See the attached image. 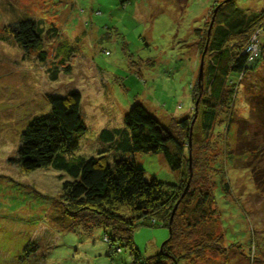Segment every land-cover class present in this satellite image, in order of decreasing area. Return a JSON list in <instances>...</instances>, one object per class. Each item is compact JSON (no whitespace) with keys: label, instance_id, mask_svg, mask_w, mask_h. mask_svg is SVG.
<instances>
[{"label":"rangeland","instance_id":"1","mask_svg":"<svg viewBox=\"0 0 264 264\" xmlns=\"http://www.w3.org/2000/svg\"><path fill=\"white\" fill-rule=\"evenodd\" d=\"M214 1L0 0V35L4 38L0 40V264H23L18 255L29 242L39 245L40 264L129 263L127 251L107 255L101 229L87 235L51 224L49 217L62 211L56 198L59 172L21 173L9 160L16 157L20 133L31 120L49 113L46 96H63L71 88L81 93L82 105L87 96L82 110L87 132L79 139L75 157L97 156L105 147L98 133L122 128V114L135 102L154 112L165 125L172 116L189 115V84L196 79L199 66L193 43L209 20ZM233 3L241 9L264 11V0ZM23 16L41 21L43 28L52 27L57 34L44 37L49 52L46 68L59 65L55 50L60 45L71 48L70 72L57 81L48 80L34 54L21 58L20 50L2 32L3 26ZM254 34L251 48L257 53L264 44V32L255 30ZM255 72L248 77L247 97L248 88L264 91V65L259 64ZM241 96H237L235 111L247 117L248 109L238 99ZM194 121L193 117L192 125ZM253 127L257 133L254 144L264 149V128ZM234 128L231 125L227 136L229 151L235 145ZM194 130H198L196 123ZM133 159L147 179L177 183L178 174L169 170L160 155L136 153ZM248 160L246 155L228 154L224 165L232 198L214 192L220 231L237 255L223 262L211 254L192 264H264V153L253 155L250 164ZM249 166L257 171V190ZM251 231L257 247L251 252L254 260L248 259ZM167 238V228L159 226H139L133 233L134 245L144 258L157 253Z\"/></svg>","mask_w":264,"mask_h":264},{"label":"trees","instance_id":"2","mask_svg":"<svg viewBox=\"0 0 264 264\" xmlns=\"http://www.w3.org/2000/svg\"><path fill=\"white\" fill-rule=\"evenodd\" d=\"M233 1L213 2L208 10L209 22L205 20L203 33L200 31L193 43L199 66L196 79L189 84V115L172 116L165 125L154 112L135 102L123 112L122 128L98 133L105 147L97 156L75 157L79 139L87 132L82 117L87 96L83 97V105L82 95L75 88L63 96H46L49 113L34 117L20 133L16 157L9 162L21 173L52 169L61 174L56 198L62 211L49 217L53 226L87 235L101 229L107 255L127 251L128 264H192L211 254L226 262L231 255H237L220 231L214 192L219 190L224 197L232 198L224 165L228 154L246 155L250 160L264 153L253 138L257 136L254 125L264 128V91L248 88L247 97L245 89L250 83L248 77H253L259 64L264 65L263 43L256 57L252 58L248 50L254 31L264 32V11L241 9ZM27 17L3 26L2 32L20 50L21 58L34 54L35 63L45 68L48 80L55 82L61 74L70 72L67 62L71 48L60 45L55 50L59 65L46 68L49 52L44 37L57 34L52 27L43 28L41 21ZM240 93L238 99L248 109L247 117L235 111ZM231 125L235 126V145L229 151ZM136 153L160 155L169 170L178 174L177 183L147 179L133 159ZM247 169L254 187L259 189L257 171L254 166ZM139 226L168 230V238L158 252L147 258L141 256L133 242V233ZM254 235L251 231V260V252L257 249ZM40 255L39 245L29 242L22 247L18 259L23 264H40Z\"/></svg>","mask_w":264,"mask_h":264},{"label":"built area","instance_id":"3","mask_svg":"<svg viewBox=\"0 0 264 264\" xmlns=\"http://www.w3.org/2000/svg\"><path fill=\"white\" fill-rule=\"evenodd\" d=\"M252 38L253 39H251V42L253 43L254 42V40H255V38H256V36H255V34L252 36ZM253 46V44H251V46L249 47V49L248 50H250L252 53H251V57L253 58V57H256V56H258V54L261 52V50H257V53L256 52H253V50H252V47Z\"/></svg>","mask_w":264,"mask_h":264},{"label":"water","instance_id":"4","mask_svg":"<svg viewBox=\"0 0 264 264\" xmlns=\"http://www.w3.org/2000/svg\"><path fill=\"white\" fill-rule=\"evenodd\" d=\"M210 27H211V23H210ZM210 27H209V28H210ZM209 30H210V29H209ZM209 30H208V33H209ZM201 73H202V62H201V64H200V68H199V74L201 75ZM195 112H196V110H195ZM194 118H195V114H194ZM175 208H176V206L174 207V209H173V211H172V214H173Z\"/></svg>","mask_w":264,"mask_h":264},{"label":"crops","instance_id":"5","mask_svg":"<svg viewBox=\"0 0 264 264\" xmlns=\"http://www.w3.org/2000/svg\"><path fill=\"white\" fill-rule=\"evenodd\" d=\"M208 2H209V0H208ZM264 5V4H263ZM263 7V6H262Z\"/></svg>","mask_w":264,"mask_h":264}]
</instances>
